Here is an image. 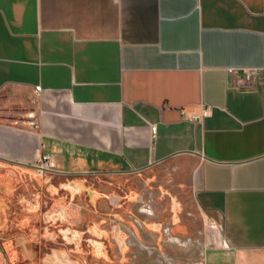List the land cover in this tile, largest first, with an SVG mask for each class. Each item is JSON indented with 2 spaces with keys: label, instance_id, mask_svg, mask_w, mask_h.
Listing matches in <instances>:
<instances>
[{
  "label": "crops",
  "instance_id": "obj_1",
  "mask_svg": "<svg viewBox=\"0 0 264 264\" xmlns=\"http://www.w3.org/2000/svg\"><path fill=\"white\" fill-rule=\"evenodd\" d=\"M42 153L172 164L218 225L204 264H264V0H0V156Z\"/></svg>",
  "mask_w": 264,
  "mask_h": 264
},
{
  "label": "rangeland",
  "instance_id": "obj_2",
  "mask_svg": "<svg viewBox=\"0 0 264 264\" xmlns=\"http://www.w3.org/2000/svg\"><path fill=\"white\" fill-rule=\"evenodd\" d=\"M18 176L0 184V264H194L214 245L196 184L172 164L89 184L116 208Z\"/></svg>",
  "mask_w": 264,
  "mask_h": 264
},
{
  "label": "flooded vegetation",
  "instance_id": "obj_3",
  "mask_svg": "<svg viewBox=\"0 0 264 264\" xmlns=\"http://www.w3.org/2000/svg\"><path fill=\"white\" fill-rule=\"evenodd\" d=\"M0 184H18V173L26 175L31 173L34 177H38L31 164H19L13 160H9L0 156ZM7 176H6V175ZM9 174V175H8ZM128 174V173H127ZM118 173L111 172H89V171H62L57 170L52 173L51 176L38 178L36 182L38 184H47L50 190H55L59 193L60 191H65L70 198H75L83 193H87V197L91 202H97L100 199H105L104 201L111 204L114 208L118 207L119 200L117 197H110L106 194L101 195L100 192L92 190L89 184H115L110 178L116 176ZM122 175V174H121ZM10 179V180H8ZM143 205L139 208L147 209ZM149 211V210H148ZM151 213H153L151 211ZM166 232L170 233L169 229Z\"/></svg>",
  "mask_w": 264,
  "mask_h": 264
},
{
  "label": "built area",
  "instance_id": "obj_4",
  "mask_svg": "<svg viewBox=\"0 0 264 264\" xmlns=\"http://www.w3.org/2000/svg\"><path fill=\"white\" fill-rule=\"evenodd\" d=\"M245 73V78L247 80H255L259 73L260 70L256 68H249L244 70ZM39 91V89H38ZM201 119V115H192L190 120L198 121ZM36 175L38 177H45L48 174H52L57 170H60L57 162L48 154H41L39 157H37L34 161V163L31 164ZM209 225L217 229L218 225L215 224L214 222H209ZM194 264H204V259L202 258L199 261L194 262Z\"/></svg>",
  "mask_w": 264,
  "mask_h": 264
},
{
  "label": "water",
  "instance_id": "obj_5",
  "mask_svg": "<svg viewBox=\"0 0 264 264\" xmlns=\"http://www.w3.org/2000/svg\"><path fill=\"white\" fill-rule=\"evenodd\" d=\"M151 165H153V164H151ZM133 171H139V170H133Z\"/></svg>",
  "mask_w": 264,
  "mask_h": 264
}]
</instances>
